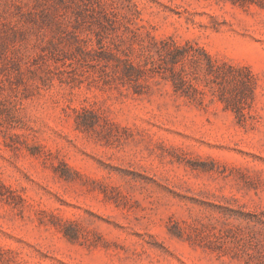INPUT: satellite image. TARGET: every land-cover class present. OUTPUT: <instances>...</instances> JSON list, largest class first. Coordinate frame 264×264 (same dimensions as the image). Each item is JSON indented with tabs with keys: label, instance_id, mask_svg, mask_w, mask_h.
Segmentation results:
<instances>
[{
	"label": "rangeland",
	"instance_id": "obj_1",
	"mask_svg": "<svg viewBox=\"0 0 264 264\" xmlns=\"http://www.w3.org/2000/svg\"><path fill=\"white\" fill-rule=\"evenodd\" d=\"M0 264H264V0H0Z\"/></svg>",
	"mask_w": 264,
	"mask_h": 264
}]
</instances>
